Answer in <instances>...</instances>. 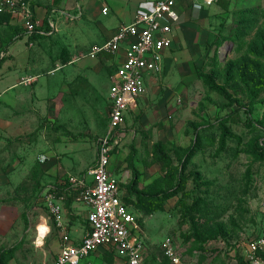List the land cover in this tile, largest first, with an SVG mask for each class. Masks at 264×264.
<instances>
[{
  "label": "rangeland",
  "instance_id": "obj_1",
  "mask_svg": "<svg viewBox=\"0 0 264 264\" xmlns=\"http://www.w3.org/2000/svg\"><path fill=\"white\" fill-rule=\"evenodd\" d=\"M200 2L201 7H210ZM230 3L218 0L220 10L211 6L203 15L193 8L185 41L181 39L165 52L164 70L150 76L148 95L138 99V108L127 112L124 126L114 133L110 167L121 175L131 174L125 178L129 187L137 176L136 190L143 193L141 200L131 195L129 204L141 226L148 264L168 262L162 249L167 238L185 261L227 264L244 257L264 231V151L260 156L254 153L257 144H264L260 124L264 92L253 99L239 74L234 77L248 56L264 69V0H233V8H228ZM246 7L257 8L261 15L256 21L250 16L248 34L236 41L233 36L247 27L238 14ZM89 10L87 26L77 30L74 20L66 22V16L56 15L52 8L57 24L53 34L32 47L27 42L22 49L30 51L27 65L12 62L8 67L29 68L25 72L40 75L36 82L21 84L20 76L10 90L5 88V71L0 72V257L5 264L52 261L59 244L72 242L75 228L87 226V211L77 216L70 208L66 232L53 228L41 244L37 241L36 226L42 216H48L41 193L67 171L79 175L88 169L97 159L100 139L108 132L110 73L116 64L99 72L87 67L83 72L78 61L55 75L47 73L54 62L85 49L75 47L70 31L94 40L98 24L109 22V15L95 7ZM10 27L0 17L3 43L13 34ZM177 32L178 27L173 34ZM19 45H25V38ZM4 51L0 46V66L6 59ZM205 75L239 97L249 113L243 109L231 114L235 106L206 83ZM248 117L253 124H248ZM225 118L237 138L223 140ZM200 136L205 140L197 148ZM160 142L182 180L172 179L167 156L162 160L155 152ZM43 155L47 160L41 162ZM179 183L177 195L165 200L161 209L148 212L152 194ZM45 226L40 225V235H45ZM88 264H126V256L111 247L96 253Z\"/></svg>",
  "mask_w": 264,
  "mask_h": 264
},
{
  "label": "built area",
  "instance_id": "obj_2",
  "mask_svg": "<svg viewBox=\"0 0 264 264\" xmlns=\"http://www.w3.org/2000/svg\"><path fill=\"white\" fill-rule=\"evenodd\" d=\"M178 1L157 0L151 8L138 9L132 22L120 24L104 42L94 44L69 61L68 64H72L84 58L115 56L124 44L127 45L124 59L110 73L108 132L99 141L96 161L81 175L59 178L56 184H50L43 190L49 215L58 228L66 232V193L89 207V227L80 243H62L54 261L45 264H82L83 260L102 247L121 249L126 256V264H148L145 244L140 236L141 226L124 201L126 191L121 186L124 181L110 167V158L114 150L112 141L115 131L124 126L127 112L138 108V99L147 95L149 77L164 70L165 52L173 47V30L182 21L177 9ZM214 1L205 0V4L211 5ZM198 8L201 6L198 5ZM103 10L106 13L108 8ZM0 13L10 14L11 19L24 27L27 37L44 25L45 19L36 14L30 0H0ZM49 23V33H52L57 24L51 17ZM63 66L58 64L52 72ZM35 80V76H27L22 78L21 83L32 84ZM46 160L47 157L43 155L41 161ZM162 249L168 260L162 264H196L183 260L169 238L163 241ZM235 264H264V231L250 244L244 262Z\"/></svg>",
  "mask_w": 264,
  "mask_h": 264
},
{
  "label": "crops",
  "instance_id": "obj_3",
  "mask_svg": "<svg viewBox=\"0 0 264 264\" xmlns=\"http://www.w3.org/2000/svg\"><path fill=\"white\" fill-rule=\"evenodd\" d=\"M30 1H31L35 11H36V14L39 17L44 18V19H46L47 17L53 18L54 14H49L50 13V10H49L50 7L49 6H51L53 8V12H57L56 15L61 14L63 16H66V22H70V21L74 20V27H77V30L87 26V25H85L87 22V20L85 18L87 16L88 12H90L89 8L91 9V7H95L97 9V12H99V13L102 12L104 15H109V18H108L109 22L107 24L103 23V22L98 24L97 34H94L92 36L95 38L94 40H90L88 38L83 39L82 35L78 31H75V32L70 31V37L69 38H71L72 42H74L75 47L77 45L85 47V49H82V51H84V50L86 51V50H89L94 44L104 42L107 38H109L112 35V33L118 28V26L120 24L132 22L134 19L135 13L138 9H140V8H145V9L151 8L156 3L157 0H30ZM90 1H92V3H94L95 5H92L90 3ZM217 1L218 0H215L211 5H207V6H210V7L212 6V8H214V10H216V11L220 10L218 7ZM88 4H89V7H87ZM200 4H202L200 2V0H179L178 1L177 9L181 14V17H182L181 20L182 21H181L180 25L177 26L178 32L176 34H173V48L176 47V45H178L177 43H179V41L181 39L185 41V33H186L185 27L191 18L190 15H191V12L194 10L193 8L196 9V14H200V15H203L205 10L210 8V7H208V8L205 7V5H204L205 0H203L204 6L201 8H198V5H200ZM105 7L108 8L106 13L103 10ZM228 8H233V0H231V3L228 6ZM10 22L12 24L16 23L13 19ZM89 37H91L90 34H89ZM24 38H25V45H19L20 39H24ZM87 40H89V41H87ZM0 42H1V40H0ZM27 42L29 43V46H31V47L35 45V43H31L29 41V37H27L25 35L22 38H18L14 42H12L8 46L7 50L4 51V55L6 56V59H5V61H3L2 65L0 66V72L5 71L4 75H3L4 81L7 80L6 81L7 83L5 84V88L9 87L10 90L14 89L16 87V85L12 84V82H13V80H17V78H19L20 76L22 78L27 77V76H35L36 78H37V76H38V78L40 77V75H37V74L30 75L29 73L25 72L26 70L29 69V68L27 69L26 67L22 68V66H15L14 68L13 67L8 68L10 66V64H12V62L17 63V64L19 63L21 65H22V63L23 64L25 63L24 65L28 64V60H29L28 56L30 54V51H25L27 54L22 51L23 47L28 44ZM126 47H127V45L124 44L122 50L119 52L118 55H115V56L114 55H101V56L94 58V59L84 58V59L79 61V64L81 65V66H79V69L81 71H83V70H87L86 69L87 67H92V70H91L92 72H94V71L99 72L104 67H108L110 64H119L120 62H122V60L125 57ZM22 55H24V57ZM65 66H63L60 70L63 71V68H65ZM6 68H8V70ZM52 70H53V68L50 69L47 73L50 75H55L56 71L53 73ZM22 78H21V80H22ZM149 79H150V77H149ZM34 82H36V80ZM147 82H148V80H147ZM21 84H24V83H21ZM17 85H20V84H17ZM26 85H28V84H26ZM148 93H149V91H148ZM116 167H117V165H116ZM46 170H47V172L53 171V170L51 171L48 169H46ZM85 171H86V169H83L82 172H79V175H81ZM115 171L117 173H119V175H120L119 178L122 179L124 181V183H126L125 178L126 177L129 178L131 175L130 173L127 176L121 175L119 170H117L116 168H115ZM67 172L68 173L66 174V176L73 174L70 171H67ZM56 175H57V173H56ZM73 175H76V174H73ZM52 184H54V183H52ZM47 186H46V188H47ZM125 191H126V189H125ZM41 194H42L41 198L43 200V205H45L47 208L46 201L43 197V192ZM79 204H83L84 206L82 207ZM70 208H73V214H75L77 216L80 215L81 211H84V210H86L87 214H88V210H89V207L82 202H77L74 199L71 200L70 202H68V200L66 199L65 204H64V223L66 225V229H67V223H66L65 216L69 212ZM47 210H48V208H47ZM86 222H87V216H86ZM42 223H44L47 226V227L46 226L44 227L46 229V232H45L43 241L45 240V238L47 237V235L51 232V230L53 228L61 230L60 228H58L56 226L55 222L50 217L49 212H48V216H42L40 223H38L36 226L37 241L39 244H41L39 241V236L41 234V229L43 227V226L40 227V225ZM38 227H40L39 230H38ZM88 227H89V225L87 222V226L85 227V229L79 230V228H75V231L73 233V238H72L73 240L71 243H75V244L80 243L82 241ZM60 248H61V243L59 244V249L57 251V254H58ZM104 249H107V248L106 247L100 248L97 252L93 253L87 259L83 260L82 264H88V261L92 256H94L96 253H98ZM57 254H56V256H57ZM56 256H55V258H56ZM54 259L52 261H54ZM52 261H49V262H52ZM49 262L45 261L43 264L49 263Z\"/></svg>",
  "mask_w": 264,
  "mask_h": 264
},
{
  "label": "trees",
  "instance_id": "obj_4",
  "mask_svg": "<svg viewBox=\"0 0 264 264\" xmlns=\"http://www.w3.org/2000/svg\"><path fill=\"white\" fill-rule=\"evenodd\" d=\"M49 10L51 14V10L52 7L49 6ZM238 14L240 16H242L241 18L244 19V23L247 24V27H245V31L240 33V34H235L233 36L234 40H240L242 37H244L247 33V28L251 27V23L249 18L250 16H252V18L254 17V21H256L258 19V17L261 15L260 11L257 8H253V7H246L243 9H240V11H238ZM0 17H3L5 19H7L10 23V28L12 30V35L11 37H9V39L7 41L1 40V48L4 50H7L8 46L14 42L16 39L18 38H22L23 36H25V29L23 26H21L19 23H11L10 21L11 16L10 14L7 13H0ZM49 18L47 17L44 20V25L39 28L40 30H44L45 32L43 33L42 31H39V29L35 32H33L32 35L29 36V41L31 43H35L38 42L39 40L45 39L47 37H50L51 33H49V31L51 30V26L49 23ZM251 18V19H252ZM254 26L256 25L255 22ZM53 34V33H52ZM250 50L252 52H255L256 47L254 45L250 46ZM73 54H67L66 57H64L63 60H58L56 62H54V64L51 66V69L56 68V66L58 64L60 65H67L69 63V61L71 60ZM236 69H240L239 72L235 71L234 77H236V73L239 74V77L241 79V81L243 82V84L249 88L251 94H252V98L253 99H258L259 96L264 92V69L255 63V61L253 59H251L250 56L246 57V59L243 61L242 65L240 68H236ZM235 70V69H234ZM206 77V83L208 85H210L214 90L218 91L219 93H221L223 96H225L230 102L232 106H235L231 112V114H236L238 113L240 110L245 109V111H248L249 113V109L246 108V105L242 103V100L237 97L236 95H234V93L232 91H230L226 86L217 83L211 76L209 75H205ZM230 117V116H228ZM233 118V116H232ZM223 129H224V134H223V140H227L228 138H232L235 137L237 138L239 135L234 133V131L232 129H230L227 126V122L229 121L227 118L223 119ZM247 122L249 125L253 124L254 121L251 120L250 117H248ZM260 124H262L264 126V121H261ZM205 138L203 136H200L198 139V143L197 148L202 147V143L204 142ZM155 152L157 153V155L160 157V159L163 160V156H167L165 155L164 151H163V143H157L155 146ZM264 151V144L263 145H259L257 144L255 149H254V153L258 156H260L262 154V152ZM168 161L167 164H172L169 168L173 170L172 173V179L174 178H180V180H182V175L181 172L178 168L177 165H174L173 163H170V158L167 156ZM169 162V163H168ZM180 173V174H179ZM137 176H135V180L132 183V185L129 187L127 183H121V186L123 188L126 189V193L124 195V201L126 202V204L129 206L130 211L132 212L131 208H130V204H129V197L131 195H137V197L141 200L143 199V193L142 192H138L136 190V185H137ZM66 181H67V177H66ZM181 189V183L179 184H172L171 188L169 190H159L157 192H155L154 194H152L150 197L152 198V202L150 203L151 206L148 207V212H154L157 209H161L164 205V201L177 195L178 190ZM148 197V196H147ZM149 197V198H150ZM66 199L68 200V202H70L71 200H73V198L66 193ZM70 199V200H69ZM212 237L215 238V235H212ZM257 238V237H256ZM207 240V239H206ZM245 256H239L234 258L232 261H230L227 264H235V263H242L244 262ZM0 264H5L4 261V257H0Z\"/></svg>",
  "mask_w": 264,
  "mask_h": 264
},
{
  "label": "bare ground",
  "instance_id": "obj_5",
  "mask_svg": "<svg viewBox=\"0 0 264 264\" xmlns=\"http://www.w3.org/2000/svg\"><path fill=\"white\" fill-rule=\"evenodd\" d=\"M48 229V228H47ZM43 238H44V236L43 235H40L39 236V241H40V243H42L43 242Z\"/></svg>",
  "mask_w": 264,
  "mask_h": 264
}]
</instances>
